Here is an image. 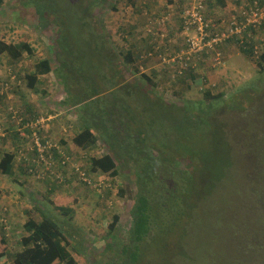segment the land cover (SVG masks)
Here are the masks:
<instances>
[{
    "label": "rangeland",
    "instance_id": "rangeland-1",
    "mask_svg": "<svg viewBox=\"0 0 264 264\" xmlns=\"http://www.w3.org/2000/svg\"><path fill=\"white\" fill-rule=\"evenodd\" d=\"M40 1L44 3L45 18L55 9L57 12L54 17L55 23L53 20L45 23L38 20L34 0H3L0 6V39L15 45L27 43L33 50L32 55L24 54L18 61H12L7 55L0 56V73L3 71L8 76L6 78L4 76L0 84L7 83L8 86L15 84L16 82L10 81L11 74L16 76L14 81H22L23 85V74L32 70L38 59L49 60L54 71L39 78L38 84L40 93L38 96L48 100L44 107L47 116H42L47 119L44 125L54 121L50 117L55 115L59 116L58 118L72 117L71 119L75 118L76 122L77 116H73L67 110L69 107L63 104L66 91L60 82L61 79L69 85L71 80L74 84V79L77 78L88 77L93 82L94 78L103 72L104 77L109 76V79H113V74L117 72L119 75L117 91L129 102L140 101L141 109L145 110L137 117L138 121H135L134 127L139 128L140 132L146 123L149 125L150 143L153 145H149L151 149L171 160H175L177 155L183 157L184 152L193 157L192 161L180 160L182 161L180 167L190 175L193 172L191 169L197 165L188 186L189 189L195 187L196 191L186 196L190 199L182 209L185 215L181 221L186 220L184 217L188 216L187 224L179 228L177 226L179 222L173 221L166 227L156 229L152 227L149 237L139 246L135 261L133 257L125 255L123 248L131 244L132 210L139 188L133 171L127 168L128 164L125 165L126 169L117 170L116 180L112 178L97 180L98 176L92 174L89 169L90 157H99L108 151L105 144L99 143L90 155L74 154V160L70 158V162H74L72 163L74 167L64 172L65 175L62 173L51 175L55 200L59 201L57 204L53 203V206L49 205V201V204H43L37 197H34L33 203L30 204L29 181L23 179V176L22 185L17 181L12 183L15 190L24 195L25 202H22L21 209L17 207L19 210L17 213H20L16 215L18 219H11L13 225L10 226L8 237L4 238L0 228V255L4 256L0 258V264H7L14 253L20 251V240L25 235L20 220H26L29 216L38 221L47 217L68 233L65 235L69 241L68 249L77 264H242L241 232L256 227L260 229V235L264 236V206L260 205L257 199L261 198L264 202V94H262L264 74L257 72L255 60L249 61L243 56H240L241 59L235 56L231 59L227 57L220 66L216 65V69L211 70L212 55H204L198 68L206 67L212 72L203 71L205 82L192 83L190 89H186V82H183L182 91L178 94L173 93L171 85L165 80L160 83L159 79L155 78L156 81L153 78L157 86L156 93L164 104L152 108L143 102L144 97L138 100L139 95H136L134 99L125 92L127 83L135 80L132 72L140 71L137 66L140 61L134 59V64H131L124 60V56L127 52L134 55L133 49L146 48L151 41L157 44L159 41L169 44L182 43L184 15L190 10L192 0H183L184 4H178L179 0H172V4L167 0H138L133 7L128 4V0L95 1L88 21L84 23L90 27L87 28L91 31L90 34L87 29L80 28L83 24L80 23L79 27L74 25V4L84 7L92 0ZM208 2L209 0H206L203 5L204 17L213 22L218 21V18L229 17L228 20L238 18L251 5V0H240L237 3L235 0H227L226 13H223L218 2L213 1L212 8H208ZM257 2L264 6V0ZM61 17L67 19L71 27L68 29L65 27L66 37L63 36L61 39L59 50L62 55L66 53L74 59V69L67 66L65 70L59 68L56 73L55 69L58 67L56 42L59 32L56 33L55 26ZM66 38L71 40L72 45H66ZM257 38L264 39V29ZM111 43L116 53H112L109 60H101V46L105 47L106 54V51L112 50ZM225 46L239 52L234 46L227 44ZM64 57H61L63 62L66 61ZM209 60L210 63L207 64ZM159 64L163 66L162 63ZM3 66L7 68L6 71ZM18 71L21 77L16 74ZM66 72L69 73V78H65ZM58 76L61 77L60 80ZM213 77L214 80H211ZM106 81L99 84L100 87L103 86V91L107 89L114 91L115 88L109 89ZM251 83H256L259 87ZM249 84L252 90L259 88L256 94L240 96L234 106L217 105L221 99L215 94L223 93L225 98H230L228 100L230 103L235 92L238 94L239 90L245 89ZM20 87L21 85L15 88ZM209 89L214 96L204 98V92ZM171 105L180 107V110L168 107ZM214 105L219 107L216 108ZM241 106L245 109L241 110ZM88 108H91L90 105ZM203 109L205 110L202 114ZM186 110L191 112L198 122V116L202 115V122L189 125L188 128L184 121L189 123V115L182 112ZM78 128L75 125L72 128L74 136ZM124 136L122 134L121 137ZM6 142L10 143L11 140L4 127L0 125V154L7 151L9 144ZM48 146L51 154L55 146L61 149V145L55 142L48 143L47 148ZM115 146L119 150L122 149L118 143ZM117 165L120 167L123 163L119 162ZM139 170H143V167L139 166ZM176 171L156 167L154 172L158 179L153 180L151 185L155 187L156 183L161 181L163 187L171 189ZM80 173H83L84 177H81ZM28 177L34 180L32 182L36 183L37 188H42L43 184L39 183L38 179ZM83 178H87L91 183L88 184ZM101 182L105 186L94 187V184ZM34 190L36 189L32 192ZM47 197L51 199L53 194H48ZM37 202L40 204H34ZM22 207L25 210L32 208L34 213L21 214L24 210ZM13 210L16 212L15 208ZM37 210L40 212L45 210V213L40 214ZM66 210L69 213L65 212ZM113 215L119 216V222L114 232H109ZM166 219L165 217L163 221ZM156 220L160 221L159 217ZM255 255L257 259L259 255L262 261L264 248L260 254Z\"/></svg>",
    "mask_w": 264,
    "mask_h": 264
},
{
    "label": "trees",
    "instance_id": "trees-1",
    "mask_svg": "<svg viewBox=\"0 0 264 264\" xmlns=\"http://www.w3.org/2000/svg\"><path fill=\"white\" fill-rule=\"evenodd\" d=\"M95 1L104 0H92L90 4H87L84 7L79 4H74L75 26L79 27L81 23L83 25L80 28H90L88 27V24L84 23H87V19L91 15V10L95 5ZM137 1L138 0H128V4L133 7ZM167 1L169 4H172V0ZM213 1L214 3L218 2L217 4H220L219 6L221 9L227 7V0H209L207 6L212 8L211 4ZM237 1L240 0H235V3H237ZM2 3L3 0H0V6ZM34 6L35 14L41 23H45L50 20H53V23H55L54 17L57 15L55 9L49 14V17L45 18L44 3L40 0H34ZM228 18L229 17H226L227 20L221 18L217 21V24H220V31H226L228 29L227 22H230L231 20H228ZM241 20L244 22V18H240V21ZM221 22H224V24ZM56 25V33L59 32V36L56 42V47L58 49L56 55L58 67L55 70L56 73H58L59 68L63 70H65L67 66L73 68L74 59L67 56L66 53L65 55H62V52L59 50L61 48L59 47L61 45V39L63 36L66 37L65 27L68 29L71 27V24L67 22V19L61 17L56 21ZM182 28H184L183 24ZM263 29L264 25H262L258 30L247 27L244 31V42L242 47L239 48V51L244 55L243 57L245 59L249 61L255 60L254 64L257 72L264 74V39L257 38ZM88 33L90 34L91 31L88 30ZM66 40V45H72L71 40H68L67 38ZM232 42L238 43L236 39H232ZM257 43L261 48L259 49L258 58H256L253 53L254 47H256ZM101 49V60H109L112 58V53H116L115 47L112 43V50L106 51V54L104 53L105 47L101 46ZM32 53L33 50L27 43L17 45L7 44L5 41L0 39V56L7 55L12 61H18L24 54L32 55ZM63 56H65V62L61 61V57ZM133 57L134 55L131 52H127L124 56V60L128 61V63L134 64L132 59ZM53 71V66L50 64L49 60L38 59L34 63L31 72L25 75L27 86L31 89L36 88L40 83L39 78L47 76ZM64 74L65 78H69V73L66 72ZM103 74L104 72L99 77L94 78L93 82H91L92 80L88 77L74 79V84L71 80L69 82L70 87L61 79L60 82L63 84L66 91L63 104L68 106V109L74 108V115H76L78 118L77 120H79V130L72 139V143L76 147L81 150L95 148L96 144L100 140L101 143L105 144L108 148L106 154L90 159L89 169L91 172H100L110 176H116L118 173L116 163L119 162L123 163V166L128 164L127 168H130V170L133 171V176L137 182L139 192L137 189V199L132 210L133 224L130 231L131 244L125 245L123 252L125 251L126 256L133 257L136 261L139 246L143 244L144 239L149 237L152 227L154 229L158 227H166L173 221L179 222L177 225L179 228L187 224L186 220L188 216L184 217L186 220L181 221L183 215H185L184 212H182V209L186 206L187 201L190 199V197L186 196H188L191 192L194 194L196 191L195 187L189 189L188 186H190V181L195 174L197 165L191 169L193 172L189 175L186 173V170H183L180 167L182 164V161L180 160L183 159L192 161L193 157L184 152L185 157L177 155L175 160H171L169 157L159 155L157 152L153 151L149 146H153L150 143L151 136L149 125L146 123V126L141 127L142 129L140 132L139 128L136 129L134 127L135 121H138L137 117L140 116V113L143 114L145 111L141 109L140 101L129 102L124 95L117 91V84L119 81V75L117 72L113 74V79H109V76L104 77ZM132 76H134L135 80L127 83V86L124 88L126 89L125 92L128 95L132 96L134 99L136 95H139L138 100H140L141 97H144L143 102L148 106L150 105L152 108L158 104H164L162 98L156 93L157 86L153 79L137 70L136 72H132ZM60 78L61 77L58 76L59 80ZM104 80H107L106 83L108 82L110 86L109 89L115 88V90L113 91L107 89L104 92L103 86L100 87L99 85L102 84ZM258 80L261 81L260 78ZM251 84L255 87H259L256 83ZM251 84H249L245 89L239 90L240 92L238 94L235 92L230 100V103L228 101L230 98H225L223 93L215 94L217 98L221 99L217 105L234 106L238 102L237 98L240 96L251 95L252 93L256 94L258 91L257 89L259 88L252 90L250 89ZM122 85L124 84L122 83ZM262 92V94H264V90ZM204 93V98L209 97V95L214 96L210 89ZM203 103L205 105V100H203ZM88 105H90L91 108L87 109ZM165 105H167V103H165ZM217 105L214 106L218 108L219 106ZM214 106H209V108ZM168 107L180 110V107L173 105ZM243 109H245V107L241 106V110ZM204 110L205 109L201 110L202 114ZM182 112H184V115H189V123L183 120L188 125V128L189 125L202 122V115L198 116V122L194 118V115L188 110ZM176 124L177 123H175V125ZM122 134L125 135L124 138L121 137ZM116 143H118L122 149L119 150L115 146ZM13 161V154H5L2 161H0V171L3 174L9 175L13 168ZM139 166H142L143 170H139ZM156 167H161L164 170H177L174 173L175 182H173L171 189L170 187H163L160 183L161 181H158L155 187L154 185H151L153 180L158 179V175L154 172ZM144 179L146 180L144 181ZM160 179L162 180V178ZM153 188H155V190ZM150 191L153 193H150ZM153 195L154 197L152 198L151 196ZM257 199L260 201V205L264 206L262 199ZM157 217H159L160 221L156 220ZM165 217L167 219L163 221ZM118 222L119 216L113 215L112 222L109 225V232H114ZM23 230L26 235L20 240L21 249L13 255L12 259L7 264H77V261L68 249L69 241L68 237H65L68 233L64 232L49 218L44 217L39 222L29 218V220L24 224ZM240 235H242L240 237V244L242 245L241 256H243L241 260L242 264H248V261H260L258 264H264V258H262L261 261L260 256L258 255L257 259L255 255L260 254L264 248V236L260 235V229H256V227H253L250 231L244 229ZM161 245L164 248L162 243ZM1 257H4L3 254L0 255V258Z\"/></svg>",
    "mask_w": 264,
    "mask_h": 264
},
{
    "label": "crops",
    "instance_id": "crops-1",
    "mask_svg": "<svg viewBox=\"0 0 264 264\" xmlns=\"http://www.w3.org/2000/svg\"><path fill=\"white\" fill-rule=\"evenodd\" d=\"M184 3L185 2H183V0H179L178 2V4ZM212 5H214V3H212L211 6ZM222 11L223 13H226L225 8H223ZM220 19L221 18H219V20ZM6 43L10 44L8 42ZM226 44L239 49L236 42L230 41L229 43L228 41ZM225 45L221 48V53L223 56L222 61L227 57L231 59L232 56H235V58L239 57V59H241L240 56H244L240 51L238 52L237 50H232V47ZM182 48V43L178 42L169 44L167 42L164 43V41H159V44H157L151 41L146 48H142L141 50L133 49L135 52L132 59L133 61L134 59L137 62L140 61L138 63L139 65H137L138 70L149 76L151 79H159L160 83L165 80V82H168L169 85H171L173 93L178 94L179 91H182L181 89L183 87V82H186V89H190V84L192 83L201 84V82H205L203 71H211L206 67H204L202 71H198L200 68H202H198V65H200V61H198L194 68L184 71L183 75L181 76H177L179 65L166 64L162 62V58L164 56H172L178 53ZM159 63H162L163 66H160ZM206 63L209 64L210 60ZM3 68H5V71L7 70L6 67L3 66ZM30 72L31 70L23 74V85L22 81H14L16 76L10 74L11 83L16 82L12 86H8L7 83L1 85L2 81L4 80V76L5 78L8 76L7 74H4L5 72L3 71L0 73V125L4 127L9 139L11 140L10 143L6 142L9 145L7 147V151H3L0 154V161H2L4 155L7 153L14 155L13 168L10 171L11 173L8 175L3 174L0 171V228L4 233V238L8 237L10 234L8 231H10V226L13 225L11 219H18L16 215H19L20 213H17V211H19L17 207L21 209L22 202H25L23 200L24 195H22L20 191L15 190V187H13L12 183L14 181L20 182L22 185L21 177L23 176V179L25 180L28 179V191H31L29 197L30 204L33 203V198L37 197L43 204L50 203L49 205L53 206V203L57 204L59 201L55 200L56 196H54L55 190L54 184L52 182L53 176L51 175H55L56 173H62L65 175L64 172L71 170L70 167H74L72 164L74 162H70V158L74 160V154L90 155L94 152L96 146L101 143L99 140L95 148L87 150H81L80 148L76 147L72 143V139L74 137L72 128H74V125L77 128L79 126L78 120L75 122V118L71 119L72 117H70V119L66 116L63 118H58L59 116L55 115L54 117H50L51 119H54V121L44 125V121L47 120L43 118L47 116V110L44 109V107L46 106L45 104L48 100L45 97L41 99L40 96H38L40 95L38 92L39 85L33 89L27 86L25 75L29 74ZM16 74H18V77H21L19 71ZM175 78H177L176 81ZM211 80H214V77ZM19 85H21L20 88H15ZM161 88L164 89L163 86H161ZM68 110L74 116V108ZM4 141L5 140H3V142ZM52 142L59 143L62 150L58 149V146H55V150L51 154L50 147L48 146L49 148H47V144ZM90 158H95V156H91ZM119 168L126 167L123 165L118 167L117 165V170H119ZM92 174L98 176L97 180L108 176L107 174L100 172H92ZM28 176H33L35 179H38L40 181L38 182L43 184L42 188H37L35 186L36 183L32 182L34 180ZM117 176L118 174L116 176L108 177L109 180L111 178L116 180ZM33 189L36 190L32 192ZM56 193H58V191H56ZM48 194H53V198L49 199L47 197ZM7 197H11V199H7ZM26 202H28V198L26 199ZM34 204L40 203L37 202ZM14 208L16 209V212H14ZM22 209L24 208L22 207ZM37 211L40 212L39 210ZM66 212L69 213L68 210H66ZM33 213L34 211L32 208H29V210H22L21 214ZM44 213L45 210L40 212V214ZM27 218L26 220H20V222H22V227L29 220L30 216ZM31 219L39 222L33 217Z\"/></svg>",
    "mask_w": 264,
    "mask_h": 264
},
{
    "label": "built area",
    "instance_id": "built-area-1",
    "mask_svg": "<svg viewBox=\"0 0 264 264\" xmlns=\"http://www.w3.org/2000/svg\"><path fill=\"white\" fill-rule=\"evenodd\" d=\"M257 1H252L251 5L246 8L247 11L242 12L240 17L228 21L226 31H220V24H217V21L206 20L204 17L203 5L206 0H192L190 10L184 15V38L182 41L184 49L172 56H164L162 62L179 65L178 69L183 70L186 67L194 68L202 54H213L214 65H219L221 55L218 47L220 45L236 39L240 48L244 42V31L247 27L258 30L264 25V6L262 7ZM240 18H244V22L240 21ZM221 23L224 24V22ZM259 49H261L260 45L257 44L253 52L256 58H258ZM80 175L84 177L83 173ZM83 180L88 184L91 183L87 178H83ZM102 184V182L95 184L94 187H101Z\"/></svg>",
    "mask_w": 264,
    "mask_h": 264
},
{
    "label": "clouds",
    "instance_id": "clouds-1",
    "mask_svg": "<svg viewBox=\"0 0 264 264\" xmlns=\"http://www.w3.org/2000/svg\"><path fill=\"white\" fill-rule=\"evenodd\" d=\"M251 1H254V0H251ZM226 43H224V44H222V45H220L219 47H218V51H219V53H220V55H221V61H220V64L219 65H217V66H220L221 64H222V59H223V56H222V53H221V48L225 45ZM182 45H183V42H182ZM182 49H184V46H183V48ZM181 49V50H182ZM180 50V51H181ZM179 51V52H180ZM238 51V50H237ZM204 55H207V54H202L201 55V57L199 58V60L198 61H202V58H203V56ZM212 55V68H211V70H215L216 69V65H214V62H213V54H211ZM197 61V62H198ZM196 62V63H197ZM189 69H191V68H189V67H186V68H184L183 70H177V76H181V75H183V73H184V71H188ZM202 69H203V67L202 68H200L199 69V71H202ZM212 93V92H211ZM108 175V174H107ZM108 176H110V175H108ZM108 176H105L104 178H102V179H105V180H109V177ZM98 184V183H97ZM95 185V184H94ZM102 186H105V185H102Z\"/></svg>",
    "mask_w": 264,
    "mask_h": 264
}]
</instances>
